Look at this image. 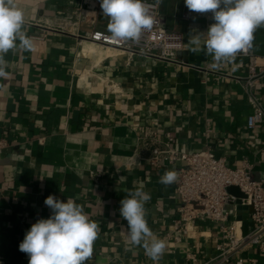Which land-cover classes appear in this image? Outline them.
I'll use <instances>...</instances> for the list:
<instances>
[{
	"label": "crops",
	"instance_id": "crops-1",
	"mask_svg": "<svg viewBox=\"0 0 264 264\" xmlns=\"http://www.w3.org/2000/svg\"><path fill=\"white\" fill-rule=\"evenodd\" d=\"M25 12L31 50L17 48L5 59L0 79V264H28L19 250L26 232L51 209L49 195L82 205L100 231L88 264H153L143 247L127 240L120 201L143 186L150 229L167 243L160 264H195L216 253L221 235L209 218L190 223L175 240V184L159 179L178 165L149 164L150 140L194 153L209 148L233 168L248 166L264 183V126L251 128L253 113L244 81L250 59L237 55L219 69L188 39L214 23L211 13L190 12L184 0H161L165 27L184 37L177 61L129 57L89 39L108 34L99 0H16ZM252 52L264 66V27L254 33ZM256 86L264 108V77ZM262 83V85H261ZM131 167V171H129ZM229 206L241 233L251 226L245 195L234 187ZM264 264L256 251L246 253Z\"/></svg>",
	"mask_w": 264,
	"mask_h": 264
},
{
	"label": "clouds",
	"instance_id": "clouds-1",
	"mask_svg": "<svg viewBox=\"0 0 264 264\" xmlns=\"http://www.w3.org/2000/svg\"><path fill=\"white\" fill-rule=\"evenodd\" d=\"M160 2L156 0L157 5ZM99 3L103 16L108 18L107 38L113 43L138 42L154 26L145 0H99ZM184 3L190 12L211 13L214 23L206 32L190 35L188 44L192 53L210 56L213 69L251 49L255 31L264 27V0H184ZM25 23V12L16 0H0V79L9 76L5 56L10 51L34 47ZM177 179L176 171H166L159 184L167 188ZM150 199L151 194L139 186L127 192L119 211L127 221L128 242L143 247L153 264H160L167 243L148 226L144 205ZM44 203L51 209V215L33 223L19 244V250L29 258L28 264H88L100 231L98 223L72 198L65 202L49 195Z\"/></svg>",
	"mask_w": 264,
	"mask_h": 264
},
{
	"label": "built area",
	"instance_id": "built-area-1",
	"mask_svg": "<svg viewBox=\"0 0 264 264\" xmlns=\"http://www.w3.org/2000/svg\"><path fill=\"white\" fill-rule=\"evenodd\" d=\"M145 2L149 5V12L155 23L151 30L143 33L138 42L113 43L107 38L109 35L103 33L87 37L101 45L116 47L129 57L144 56L177 61V54L184 48L183 35L165 27L161 19L160 3L157 5L156 0ZM239 55L250 59L249 75L244 81L253 109L248 125L251 128L257 124L264 126V108L261 97L255 91L264 77V66L258 64L252 49ZM172 140V136L165 143L150 140L146 146L151 151L149 164L179 167L175 185L179 201L178 215L174 220L175 240L181 241L192 221L209 218L218 228L221 241L216 253L209 259L199 261L195 255H189L195 264H259L258 258L245 255L256 251L264 257L263 181L255 179L250 167L233 168L209 148L187 153L173 148ZM7 146L8 142L0 139V150ZM229 187H237L246 197L251 218V226L246 233L240 232L238 222L231 217L229 206L235 198L228 193Z\"/></svg>",
	"mask_w": 264,
	"mask_h": 264
},
{
	"label": "water",
	"instance_id": "water-1",
	"mask_svg": "<svg viewBox=\"0 0 264 264\" xmlns=\"http://www.w3.org/2000/svg\"><path fill=\"white\" fill-rule=\"evenodd\" d=\"M232 188H234V187H229L228 190H230V189H232Z\"/></svg>",
	"mask_w": 264,
	"mask_h": 264
}]
</instances>
